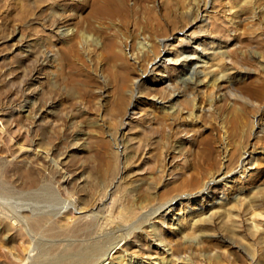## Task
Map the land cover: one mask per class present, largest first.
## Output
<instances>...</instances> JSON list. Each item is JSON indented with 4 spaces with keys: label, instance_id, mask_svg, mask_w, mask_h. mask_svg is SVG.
Listing matches in <instances>:
<instances>
[{
    "label": "rangeland",
    "instance_id": "obj_1",
    "mask_svg": "<svg viewBox=\"0 0 264 264\" xmlns=\"http://www.w3.org/2000/svg\"><path fill=\"white\" fill-rule=\"evenodd\" d=\"M122 1L0 0V264H81L107 229L102 264H264V0ZM194 48L230 79L161 61Z\"/></svg>",
    "mask_w": 264,
    "mask_h": 264
},
{
    "label": "bare ground",
    "instance_id": "obj_2",
    "mask_svg": "<svg viewBox=\"0 0 264 264\" xmlns=\"http://www.w3.org/2000/svg\"><path fill=\"white\" fill-rule=\"evenodd\" d=\"M170 1L171 0H164L165 7H168L171 4ZM124 9H125V6H124L122 0H92V10H93V12L99 13V14H102V15L115 16V15L120 14V13L122 14L125 11ZM199 20L202 21V22L205 21V16L204 15H201L199 17ZM58 24H60V23H57V25ZM69 31H71V30L67 29V30L61 31L60 32V35L61 36H66ZM81 36H82V38L84 40L90 38V35H84L82 33H81ZM91 39L94 40V41H97L95 38H91ZM139 47L142 48V49H145L147 47V42L143 41L142 43L139 44ZM162 52L165 53L166 50H163ZM163 55L166 56L165 58L161 59V61H162L163 64H167V63L173 62V63L179 65V68H181L183 71L189 70L191 68L194 76L192 77V79L190 81L195 86H198V85H200V84L203 83L202 80L199 79V75H201V74L208 75L209 78H210V81H209L210 84H212L214 86L217 85L218 81H222V80L228 81L230 79V77L226 73H221L220 75H213V74L210 73V71H207L206 70L208 68L207 67L208 66V61L212 59L210 57L212 54L208 53L206 51V49H200L199 50L198 48H194L191 53H188L187 50L182 49L179 52V54L176 55L174 58L169 57V55L166 54V53L163 54ZM193 59H195V61H193ZM168 88L171 89L170 96L167 99V102L169 103V105H168L167 108H166V106H162V109H167L168 111H171L172 112V111H174L176 109V105L174 103V101L176 100L175 98H177L181 94V92L180 91L172 90V87L170 85H168ZM194 100L195 99L193 98L190 101V103H191V105L193 107L195 106ZM190 115H192V113H190ZM244 159H246V158L243 156L242 157V160H241L242 163H243ZM242 163H241V166L245 170L248 163H244V164H242ZM218 176H221L220 180L223 179V181L225 183L226 182L229 183V182H233L234 181L233 178L230 175H228L227 173H220ZM217 181H219V180H217ZM188 182L190 184H195L196 186H198L199 184H201L200 181L195 180V179L190 180ZM208 190H209V186L208 185L206 186V184L203 183L202 188H201V190L199 192L200 193L202 192L201 193V195H202L204 193H208ZM29 197H30V199H33V200H35L37 202H40V203H42L44 201L45 203L48 204V203H51L52 201H54L53 200V195L51 193L48 194V192L47 193L45 192V193L39 194V195H30ZM234 197H235V200H238V197L237 196H234ZM169 202H172V199H170L167 202H165L164 205L168 204ZM215 205L218 206V209L219 208L221 209L220 212L224 211L225 209H223L222 207H225L227 209V207L225 206V205H227L226 198L221 196L218 199L217 202L215 201ZM71 207L76 208L74 201H73V204L71 205ZM157 210H159V209H157ZM156 211H155V213H156ZM215 211L216 212H219V210H215ZM212 212L213 211L210 210L209 214H207L206 216L205 215L203 216L204 218H200L199 220H194V222L192 224L194 226L203 225V224H210L211 223V221H210L211 215L215 216V214L212 213ZM149 214H151V213H149ZM219 214L220 213H218V215ZM148 217H149V215H148ZM143 219H145V218H143ZM146 219L148 220L150 218H146ZM146 219H145V221H146ZM145 221H143V222H145ZM199 222H200V224H199ZM212 223H213V221H212ZM147 225H149L148 227L150 229H152V225L151 224H147ZM107 231H108V229H107ZM107 231H106V233L104 232L105 234L103 233L104 235L102 237L97 238L96 241L92 245V248H91L92 249L91 250L92 253H95L98 256H96V258H94V259H90V260L87 259L88 261L87 260H83L81 264H102V262L105 261V260H109V261L112 260V255H109L110 251L113 248H115L116 245L121 240H123L126 236L124 237L122 233H119V234H116L115 233L114 234V230H112V232H107ZM155 235H156V233H155ZM112 239H114V240L112 241ZM160 246L167 253L169 252L168 249H165V246H167V245L164 243L163 240H161ZM33 250H34V248L33 249H30L29 252H32ZM30 257H31V255L28 254V257L25 260H24V258L23 259H20V264H26L28 258H30ZM166 263L167 262H165L164 260L163 261H160V264H166Z\"/></svg>",
    "mask_w": 264,
    "mask_h": 264
}]
</instances>
